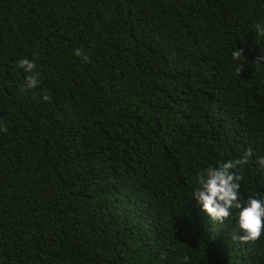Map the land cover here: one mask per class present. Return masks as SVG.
Returning <instances> with one entry per match:
<instances>
[{"label": "trees", "instance_id": "obj_1", "mask_svg": "<svg viewBox=\"0 0 264 264\" xmlns=\"http://www.w3.org/2000/svg\"><path fill=\"white\" fill-rule=\"evenodd\" d=\"M256 25L264 0H0V264H264L191 196L251 149L264 197Z\"/></svg>", "mask_w": 264, "mask_h": 264}, {"label": "clouds", "instance_id": "obj_2", "mask_svg": "<svg viewBox=\"0 0 264 264\" xmlns=\"http://www.w3.org/2000/svg\"><path fill=\"white\" fill-rule=\"evenodd\" d=\"M256 29L259 35L264 36V26L256 25ZM242 51V49H235L231 53L232 59L234 61L244 60ZM74 54L87 59L80 49L75 50ZM257 62H264V55L258 57ZM17 67L28 74L20 89L21 93H27L39 85V73L36 72V64L32 60L20 59ZM243 67L237 64V73ZM41 99L47 101L50 97L44 95ZM0 131L7 132V126L0 127ZM251 156L252 151L249 149L240 158H229L219 162L216 166H209L200 171L196 176L198 187L191 195L212 222L222 224L234 216L235 225L242 233L238 239L244 243H254L264 233V197H249L246 202L241 200L240 181L243 177L240 170L248 163ZM256 163L260 171L264 172V156L257 158Z\"/></svg>", "mask_w": 264, "mask_h": 264}]
</instances>
